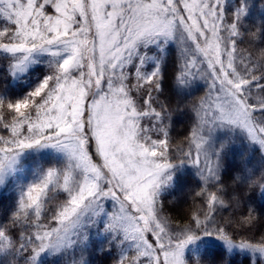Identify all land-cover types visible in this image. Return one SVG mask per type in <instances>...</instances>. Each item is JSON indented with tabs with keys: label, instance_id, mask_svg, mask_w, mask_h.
Masks as SVG:
<instances>
[{
	"label": "snow or ice",
	"instance_id": "1",
	"mask_svg": "<svg viewBox=\"0 0 264 264\" xmlns=\"http://www.w3.org/2000/svg\"><path fill=\"white\" fill-rule=\"evenodd\" d=\"M253 7L0 0V57L19 88L0 90V191L15 193L0 212V264H91L93 232L96 251L115 253L114 264H211L195 248L205 237L225 249L215 264L237 251L264 264V221L251 206L238 221L217 219L229 207L226 148L240 140L264 155V48L238 47L257 37L246 24ZM172 45V91L184 98L175 105L167 95ZM174 112L191 122L186 148L173 144ZM190 169L203 205L176 225L164 199ZM255 183L238 170L233 193ZM231 201L241 207L234 194Z\"/></svg>",
	"mask_w": 264,
	"mask_h": 264
},
{
	"label": "rangeland",
	"instance_id": "2",
	"mask_svg": "<svg viewBox=\"0 0 264 264\" xmlns=\"http://www.w3.org/2000/svg\"><path fill=\"white\" fill-rule=\"evenodd\" d=\"M251 2L255 5V7L252 8L251 10L252 13L250 14V21H251L252 27L251 29L250 28L248 29H250L251 32L253 33H256L255 31H257V37H260L258 29L264 28V23H262L264 22V9L260 7V0H251ZM251 38H253V36H251ZM253 43L256 44V48H258L257 50L263 48L262 46H257V42L254 41ZM244 49L246 48L244 47ZM176 53H177L176 46L172 45L169 50V55L172 57V62H170L168 65L169 81H168L167 95L169 99L172 101L173 105H175L178 101L181 104L184 102V98L182 96H178V98L176 99V94H174L172 91V85L174 86V83L171 77L173 73L175 72ZM41 72H42V68H38L37 70L33 72L31 78L33 80L36 79V77L39 76ZM200 85H203L202 81L200 82ZM203 91H204V88L201 87L199 91L195 92V95L192 98L193 99L198 98L200 95H203ZM190 123L191 122L189 118L185 116L183 112L173 113L172 125H171V128H172L171 135L173 137L174 145L179 144L185 148L187 147V144L184 141V137L188 133ZM52 156L53 154L51 152H46L43 154L42 158L45 162H50L52 159ZM224 166H225V170L227 171L229 170V175H233V176L236 171L241 170V169H247L248 171H250L252 173V179L256 181V183L253 184L254 186L251 185V187L254 189L257 188V185L259 186L260 183L264 182V180H261V176L262 174H264V155H262L260 151L256 150V148L248 146L245 142L236 140V150L235 152L229 150L228 155H225ZM190 173L193 174L194 177L199 182V178L195 175V170L190 169L188 172L184 174L180 182L173 189H171L169 193L166 194L164 203L168 201V202H172V204H178V203L182 204V203H185L188 199H190L191 194H193L198 200L202 201L200 197H197L195 195L196 193L195 190L191 191L193 187H192L191 179L189 176ZM226 182L227 181H225L224 183L226 187H228L229 195L226 196L225 199L229 202V207H232L233 202L231 201V195L232 194L235 195V193H233V187L228 185L230 184V182L229 183H226ZM199 185L201 186L200 182H199ZM235 188L237 189L236 186ZM259 190H261L260 187H259ZM4 191H7L8 193H10L12 197H14L15 195L14 190L12 188H9ZM91 239L93 241H96L97 243L95 245L90 244L89 251L85 254V256L88 260L91 261V264H100L101 258L103 256H106V254H101L98 251H96V248L99 247V243L101 242V238L97 237L96 233L93 232ZM211 244H213L214 246L215 244L221 245L222 243L220 241L215 240L214 238L205 237L203 240L197 242L195 246L196 252L202 256V254L205 253V250L208 247H212ZM107 257L108 259L113 260L112 264H114V257L113 256H107Z\"/></svg>",
	"mask_w": 264,
	"mask_h": 264
},
{
	"label": "trees",
	"instance_id": "3",
	"mask_svg": "<svg viewBox=\"0 0 264 264\" xmlns=\"http://www.w3.org/2000/svg\"><path fill=\"white\" fill-rule=\"evenodd\" d=\"M252 13V12H251ZM247 27L251 29V21H250V15L246 20ZM257 33V31H255ZM257 38V40H256ZM264 39V37H253L246 35L244 37V42L239 44L238 46L240 48H246L249 51L255 52L258 48H256V44L253 43L254 41L257 42V46H262L264 48V43L261 42V40ZM23 83V82H20ZM9 88V89H15L16 91H19L18 84L16 81H12L10 77L7 75L6 71V61L2 57H0V90L3 88ZM172 85V89H173ZM174 93V92H173ZM175 94V93H174ZM178 98V95H176V99ZM229 150L234 151L236 150V140H234V143L229 144V146L226 148V155H228ZM234 156V154H233ZM232 163V162H230ZM228 168V166H227ZM192 184V190H195L196 192L200 190L201 186L199 185L198 180L194 177L193 174H189ZM223 181H227L226 183L229 186L234 187L233 185V175H229V170H225V172L222 174ZM228 179V180H227ZM231 179V181H230ZM254 186V185H252ZM235 188V196L242 202L241 207L239 209H235L233 207H229L225 210H223L220 215L218 216V220L223 221L225 219H235L239 220V218L243 215H246L248 207L251 206L258 217V220L264 221V192L259 190V186L257 185V188H252L249 185H243V186H236ZM9 197H12L10 193L7 191H0V200H2V204H0V212H3L8 205L11 203L9 200ZM165 205V211L166 214L170 216V218L173 220V222L176 225H184L188 224L190 221V217L192 213L198 208L203 205V202L201 200H198L193 194H191L190 199H188L185 203H178V204H172V202L166 201L164 203ZM260 225L258 224L257 227ZM237 231H242V229L237 228ZM212 247H208L205 250V253L202 254V258L206 261L211 262V264H215V262L224 257L226 255L225 249L223 245L211 244ZM109 255L103 256L100 260V264H112L113 260L108 259ZM115 257V253L112 255ZM45 260L49 261L50 264H63V261L60 260L58 257H45ZM226 264H249V257L247 254L241 253L239 251L234 252L230 257H226Z\"/></svg>",
	"mask_w": 264,
	"mask_h": 264
}]
</instances>
